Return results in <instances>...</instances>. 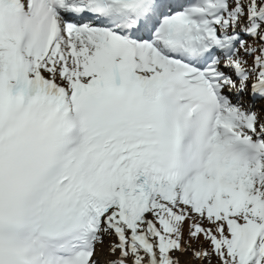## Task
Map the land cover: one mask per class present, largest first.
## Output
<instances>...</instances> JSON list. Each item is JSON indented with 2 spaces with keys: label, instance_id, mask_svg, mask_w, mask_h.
<instances>
[{
  "label": "snow or ice",
  "instance_id": "6c2138e0",
  "mask_svg": "<svg viewBox=\"0 0 264 264\" xmlns=\"http://www.w3.org/2000/svg\"><path fill=\"white\" fill-rule=\"evenodd\" d=\"M0 264H264V0H0Z\"/></svg>",
  "mask_w": 264,
  "mask_h": 264
},
{
  "label": "rangeland",
  "instance_id": "374dc122",
  "mask_svg": "<svg viewBox=\"0 0 264 264\" xmlns=\"http://www.w3.org/2000/svg\"><path fill=\"white\" fill-rule=\"evenodd\" d=\"M105 244H106V241H105Z\"/></svg>",
  "mask_w": 264,
  "mask_h": 264
},
{
  "label": "bare ground",
  "instance_id": "6f19581e",
  "mask_svg": "<svg viewBox=\"0 0 264 264\" xmlns=\"http://www.w3.org/2000/svg\"><path fill=\"white\" fill-rule=\"evenodd\" d=\"M106 240H107V238H106Z\"/></svg>",
  "mask_w": 264,
  "mask_h": 264
}]
</instances>
